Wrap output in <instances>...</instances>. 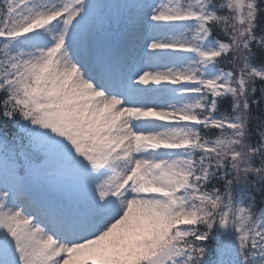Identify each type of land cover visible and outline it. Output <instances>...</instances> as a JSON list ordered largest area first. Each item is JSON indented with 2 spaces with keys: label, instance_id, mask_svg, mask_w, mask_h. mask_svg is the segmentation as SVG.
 <instances>
[{
  "label": "snow or ice",
  "instance_id": "obj_1",
  "mask_svg": "<svg viewBox=\"0 0 264 264\" xmlns=\"http://www.w3.org/2000/svg\"><path fill=\"white\" fill-rule=\"evenodd\" d=\"M209 2L0 0V116L28 140L0 139V264H202L217 226L233 234L217 264H264V214L231 193L241 171L264 177V131L246 142L261 9ZM213 26L228 39L209 47ZM225 95L234 116L217 118ZM42 153L84 189L78 210L27 190Z\"/></svg>",
  "mask_w": 264,
  "mask_h": 264
},
{
  "label": "trees",
  "instance_id": "obj_2",
  "mask_svg": "<svg viewBox=\"0 0 264 264\" xmlns=\"http://www.w3.org/2000/svg\"><path fill=\"white\" fill-rule=\"evenodd\" d=\"M217 2H220V0H215ZM257 7L261 9L258 12V17L256 21V27H255V35L258 37L264 32V0H257ZM213 34L221 39H225L224 34L220 27L213 26L212 28ZM253 53L254 55L251 57L250 60H252L256 64H264V49L257 48L255 45H253ZM255 91L248 94L247 99L250 105L249 113L250 118L248 122V128H249V135H248V141L251 145H256L259 143L260 131H264V92L261 91V88H264V81H261L257 79L255 82ZM2 95V94H0ZM221 100L220 107L231 109L233 105L232 98L229 95H225L222 98H219ZM253 101H256L255 103ZM231 107V108H230ZM8 124L7 119H5L3 116H0V126L5 128ZM255 164H259V159L254 160ZM249 184L251 185L250 188L253 193H256L254 191L253 186L255 187V190L264 191V180L258 179L253 174H249L248 176ZM218 182L214 181V185L220 186V184H217ZM262 193V192H261ZM259 195V194H257ZM210 242L206 243L207 248V255L212 257L216 250V244L214 240L209 239ZM202 264H207L206 262L202 261Z\"/></svg>",
  "mask_w": 264,
  "mask_h": 264
},
{
  "label": "rangeland",
  "instance_id": "obj_3",
  "mask_svg": "<svg viewBox=\"0 0 264 264\" xmlns=\"http://www.w3.org/2000/svg\"><path fill=\"white\" fill-rule=\"evenodd\" d=\"M150 0H148L149 2ZM97 2L101 3L102 5H106V6H113V5H116V4H119L121 3V0H97ZM208 8V6H207ZM210 11V10H208ZM207 46L209 47H216V40H213L212 38H210L208 41H207ZM262 72H264V69H258ZM25 136V135H24ZM25 138L27 139V137L25 136ZM32 181H37V183L39 185H41L43 188H48V189H54L56 190L59 194H63L65 195V192H63V188L62 187H59L58 189H55V186H56V182L55 180H44L43 178L41 179H38V178H31ZM67 184V188L72 192L73 189L70 187V185L68 183ZM58 185V184H57ZM260 214H264V209L259 211L257 215H260Z\"/></svg>",
  "mask_w": 264,
  "mask_h": 264
},
{
  "label": "clouds",
  "instance_id": "obj_4",
  "mask_svg": "<svg viewBox=\"0 0 264 264\" xmlns=\"http://www.w3.org/2000/svg\"><path fill=\"white\" fill-rule=\"evenodd\" d=\"M231 22L233 23L234 28H235V31H234L233 35L234 36H238L239 31L241 30V26L238 25V24H235L234 21H231ZM237 54H239V53H237ZM240 150H241V152H246V150H247L246 149V145H241V149ZM237 178H238L239 182H247L248 174H247V172L241 171V172L237 173ZM258 179L264 180V177H259Z\"/></svg>",
  "mask_w": 264,
  "mask_h": 264
},
{
  "label": "bare ground",
  "instance_id": "obj_5",
  "mask_svg": "<svg viewBox=\"0 0 264 264\" xmlns=\"http://www.w3.org/2000/svg\"><path fill=\"white\" fill-rule=\"evenodd\" d=\"M159 2H160V0H151V3H153V4H156V3H159ZM51 157L52 156L47 157V162L44 163L45 162L44 161L42 164L47 165L48 164V161L51 159Z\"/></svg>",
  "mask_w": 264,
  "mask_h": 264
}]
</instances>
